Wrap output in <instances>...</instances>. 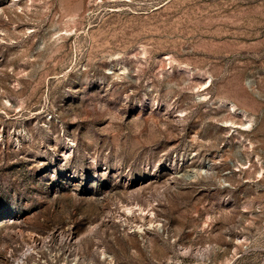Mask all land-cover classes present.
Instances as JSON below:
<instances>
[{
    "label": "rangeland",
    "instance_id": "1",
    "mask_svg": "<svg viewBox=\"0 0 264 264\" xmlns=\"http://www.w3.org/2000/svg\"><path fill=\"white\" fill-rule=\"evenodd\" d=\"M75 260L264 264V0H0V264Z\"/></svg>",
    "mask_w": 264,
    "mask_h": 264
},
{
    "label": "bare ground",
    "instance_id": "2",
    "mask_svg": "<svg viewBox=\"0 0 264 264\" xmlns=\"http://www.w3.org/2000/svg\"><path fill=\"white\" fill-rule=\"evenodd\" d=\"M44 243V242H43ZM48 243V242H47ZM41 244V243H40ZM29 247V246H28ZM34 247V246H32ZM43 246H41L39 249L42 250ZM29 249V248H28ZM36 250V249H35ZM104 254V253H103ZM107 259V258H106ZM47 261V260H46ZM72 264H78L77 260L73 261Z\"/></svg>",
    "mask_w": 264,
    "mask_h": 264
}]
</instances>
